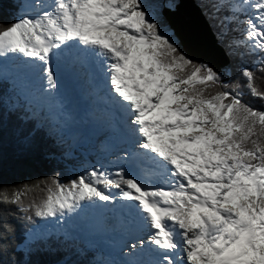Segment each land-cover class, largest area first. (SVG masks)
Listing matches in <instances>:
<instances>
[{
    "label": "snow or ice",
    "instance_id": "obj_1",
    "mask_svg": "<svg viewBox=\"0 0 264 264\" xmlns=\"http://www.w3.org/2000/svg\"><path fill=\"white\" fill-rule=\"evenodd\" d=\"M200 2L230 50L255 57L241 71L244 83H225L216 69L185 54L167 21L142 0H32L37 14L0 24V57L27 58L25 67L46 81L45 94L59 86L54 61L99 66L128 146L120 158L134 165L0 191V264L12 232L9 207L33 221L97 202H119L142 234L128 246L140 258L125 264H264V110L243 90L264 101L257 84L264 74V0ZM241 29L242 39L229 42ZM39 119L50 123L43 113ZM37 188L45 196L25 203Z\"/></svg>",
    "mask_w": 264,
    "mask_h": 264
},
{
    "label": "trees",
    "instance_id": "obj_2",
    "mask_svg": "<svg viewBox=\"0 0 264 264\" xmlns=\"http://www.w3.org/2000/svg\"><path fill=\"white\" fill-rule=\"evenodd\" d=\"M142 2L144 6L154 10L153 17L166 20L169 30L171 29L170 20L164 15L163 8L171 4L176 5L179 0ZM195 2L201 7L219 43L223 45L230 58L229 65L220 71L225 83L236 81L244 83L241 71L244 68H252L255 57L237 56L236 49L230 50L229 43L220 36L216 23L204 9V5L200 0ZM20 7V0H0V24L14 22ZM239 34L240 31L231 33L228 41H238L235 36L238 37ZM173 35L182 51L187 54L177 35ZM262 75L264 74H258L257 84L264 88V79H260ZM217 90L215 87L210 88L209 93L214 94ZM243 90L248 103L254 108L264 110V101L253 97L247 89ZM25 109L23 103L16 102L10 85L4 80L0 81V191L8 190L10 193L13 189L38 184L53 176H58L63 183H68L79 176L77 173L79 168L87 165L88 160L77 150L74 154L71 153L70 141L67 138L59 133L49 134L46 128L38 126L37 119ZM44 196L45 192L37 188L28 193L25 203L32 199L39 201ZM8 211L11 213L8 220L12 232L9 235L7 251L2 257L3 264H99L91 247L86 245L79 247L65 241L63 243L60 237L38 240L37 244H28L24 247L27 232L41 218L34 217L33 221H28L23 218L25 214L20 213L15 206L9 207Z\"/></svg>",
    "mask_w": 264,
    "mask_h": 264
},
{
    "label": "rangeland",
    "instance_id": "obj_3",
    "mask_svg": "<svg viewBox=\"0 0 264 264\" xmlns=\"http://www.w3.org/2000/svg\"><path fill=\"white\" fill-rule=\"evenodd\" d=\"M20 3L21 7L16 13L17 19L25 13L31 15L37 14L30 7L32 0H20ZM144 7L146 11L154 16V10L152 8H149L147 6ZM170 33L172 34L173 30L170 29ZM235 38H238V40L242 39V29L239 36H235ZM26 60L27 58L15 54H10L8 57H0V81L4 80L10 85V89H12L15 94L16 102L19 104L23 103L25 105V110H28L30 112V115L34 116V118L38 120L39 127L46 128L49 134L59 133L63 137L67 138L70 141L71 153L74 154L77 150L87 158L88 164L84 168H79L77 173L79 175H83L93 168L100 167L108 171L113 170V172L111 173H114L120 168L125 169V159L120 158L122 157V154L120 153L121 149L118 152L116 148L110 147L115 146L114 140L112 139V136H114V134H103L100 131H94L90 133L85 132L83 123L90 122V117L88 114L85 115L81 110L83 109L81 104L83 103V100H80V96H77V99L74 96V104L70 105L68 98L66 97V93H63L62 88H59V86L57 89L52 90L50 94L41 92L40 89L47 86L46 81L41 78L42 74L40 72H32L25 67ZM63 60L64 58H61L60 61ZM79 64L82 65L81 71L83 70L85 75L88 74V69H91L93 65L92 62L77 63V65ZM78 71L79 74H82L79 69ZM64 75L68 76V73L64 72ZM87 78L92 79V77L90 76ZM87 78L86 80L88 81ZM75 79L77 78L75 77ZM83 81L84 80H81L82 83ZM101 81L106 82V80L103 79ZM85 83L84 91L87 92L88 90L85 89ZM81 94L85 96V92L83 93L82 91ZM48 95H51V97H53V103H50L46 99ZM77 101H81L80 105H77ZM92 106L94 105L91 104V111L93 109ZM97 112L98 111H96L95 113L96 117L98 114ZM41 113L50 118V123L49 120L39 119ZM88 146L91 150L87 149ZM80 147L84 151L79 149ZM110 158L111 163L108 162L110 161ZM111 191L113 193L117 192L116 189H112ZM102 204L105 203L97 202L98 206L96 205V208H99V212L96 214L97 216L99 214H103V208H100ZM118 204H111V207L108 209L107 215H109V217L105 218V226L106 224L107 226L104 231H109L111 229V223L113 219L116 218ZM87 207L91 209L92 205L85 203L81 206V209L77 210L76 212L67 213L64 217L55 218V220H52L51 218L42 219L41 221H46L47 223H49L48 229L46 230L47 233L34 239H26L23 246L25 247L28 246V244L30 245L33 243L37 244L36 242L38 240L47 239L48 236L53 235L56 237H61V241L63 243L65 241L67 243H72L73 245H78L79 247L80 245H87L91 247L94 246L96 249L94 250L95 258L97 259V262L99 264H125V262L128 260H122L123 257H121V255L120 257H118V255H115L114 246L117 242L115 238H111L113 240L115 239V241H113V243H109V241L103 240V238L101 239L99 235L95 234L101 233L100 236H102L103 232L95 229L94 231L96 232L93 233L92 227L90 228L91 230L87 232V234L84 233L83 236L79 234V230H84L83 227L80 226V223L85 222L87 225H92L90 224L88 219H92L93 217L90 216V214L84 212ZM124 216L120 218L123 223L127 220V218ZM64 219L68 220V222L64 223ZM101 230H103V228H101ZM125 246L128 247V245ZM129 249L127 250L129 251ZM129 259L132 258L129 256Z\"/></svg>",
    "mask_w": 264,
    "mask_h": 264
},
{
    "label": "bare ground",
    "instance_id": "obj_4",
    "mask_svg": "<svg viewBox=\"0 0 264 264\" xmlns=\"http://www.w3.org/2000/svg\"><path fill=\"white\" fill-rule=\"evenodd\" d=\"M172 9H175V8H172ZM179 24V26L182 28V30H183V27L181 26V24L180 23H178ZM185 33V32H184ZM195 36H197V35H195ZM80 61H78V60H74V59H71V62L70 61H68V58H66V59H64L63 61H54V65H56V64H58L59 65V67L57 68V77H58V85H59V88H62V90H63V93L65 92L66 93V97L68 98V101H69V103H70V105L71 104H74V100H73V98H74V96H75V98L77 99V96H81L82 94L80 93V94H77V92H78V89H77V87H76V82H75V80H84L83 81V84L85 83V80H86V78H83L82 77V74L80 73L79 74V71H78V69H79V67H77V63H79ZM64 72H67L68 73V76H65L64 75ZM81 72V71H80ZM101 75L103 76V74L101 73ZM39 77V76H38ZM77 78V79H72V78ZM88 79V81L86 80V83H85V89L86 90H88V91H94V83H92L93 81H95L96 82V86L99 84V83H97V79H90V78H87ZM69 85H71V86H69ZM69 86V87H68ZM106 87H105V89H102L101 90V93L105 90V91H107V95L109 96V84L107 83V85H105ZM90 87H93V88H90ZM71 90H70V89ZM84 88V87H83ZM84 93V92H83ZM94 94V93H93ZM91 100V99H90ZM99 101H103V102H109V99L107 98V97H105L104 95H103V93L101 94V95H99ZM77 103V105H80V101H77L76 102ZM82 104V103H81ZM93 107V109H92V111H91V102H90V106H89V109L87 110V108H85V107H83V109H81L82 111H83V113L86 115V114H88L89 115V117H90V122H88V123H83V127L85 128V132H94V131H99V129H101V128H104L105 127V124L107 123V121H105L104 120V118L102 117L101 118V116L99 115V114H97V117L95 116V113H96V107L95 106H92ZM82 118H83V116H82ZM104 133H108V134H111L112 132L109 130V131H107V132H104ZM103 133V134H104ZM84 134V133H83ZM118 144V147H119V149H121V151H120V153L122 154V156H124V154H125V151H126V149H127V145H126V143L124 142H118L117 143ZM108 160V159H107ZM110 161H108L109 163H111V158L109 159ZM125 166H126V168H125V170L126 171H129V170H134V166H132L130 163H129V161H128V159H126L125 160ZM109 172H113V170L112 171H109ZM96 205H97V203L95 204V205H92V208L91 209H89L88 207L85 209V211L84 212H86V213H88V214H90V216H92L93 218L92 219H88V221L90 222V224H92V225H87L85 222H83V223H80V226L81 227H83V229L84 230H79L78 232H80L79 234H81L82 236H83V234L84 233H86L87 234V232H89L91 229V227H92V229H93V233H95L96 231H94L95 229L96 230H98V231H100V232H105L104 230H105V228H106V226H107V224H106V226H105V217H107V214H103V216L102 215H96L99 211V208L97 207L96 208ZM98 206V205H97ZM94 207V208H93ZM111 207V204H102L101 206H100V208H103L104 209V211H105V209H109ZM116 207V206H115ZM102 211V210H101ZM94 215V216H93ZM112 216V215H111ZM52 220H55V218H51ZM66 219H67V217H66ZM66 219H64L63 220V222L64 223H66V222H68V220H66ZM104 221V222H103ZM93 222V223H92ZM86 224V225H85ZM48 226H49V223H47L46 221H40V223H38L37 225H35V227H33L30 231H29V233H28V238L29 239H34V238H36V237H40V236H43V235H45L46 233H47V229H48ZM98 226H100V228L98 227ZM101 228H103V230H101ZM80 229V228H79ZM126 231L127 230V228H125L124 226H123V224H121V223H118V222H114V224H113V226H112V228L108 231V235H110V237L108 238V240L107 241H110V240H112L111 238H115V234L117 233V232H121V231ZM96 235H99V237H101V239L103 238V236H100L101 235V233L100 234H98V233H95ZM118 241H119V239H118ZM120 242V241H119ZM127 244V243H126ZM125 254L123 253V251H122V253H121V256H124ZM129 256L132 258V259H136L137 258V256H135L132 252H131V255H128L125 259L126 260H130L129 259ZM134 257V258H133ZM124 259V258H123Z\"/></svg>",
    "mask_w": 264,
    "mask_h": 264
},
{
    "label": "water",
    "instance_id": "obj_5",
    "mask_svg": "<svg viewBox=\"0 0 264 264\" xmlns=\"http://www.w3.org/2000/svg\"><path fill=\"white\" fill-rule=\"evenodd\" d=\"M163 13L170 20L171 29L181 41L187 55L194 60L208 63L218 72L229 65L230 58L225 48L219 43L209 21L195 0H179L175 9L164 6Z\"/></svg>",
    "mask_w": 264,
    "mask_h": 264
}]
</instances>
